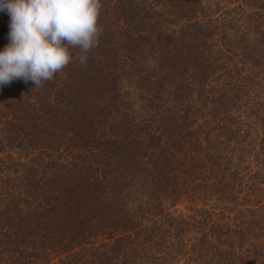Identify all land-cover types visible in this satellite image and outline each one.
Here are the masks:
<instances>
[{
  "label": "trees",
  "instance_id": "obj_1",
  "mask_svg": "<svg viewBox=\"0 0 264 264\" xmlns=\"http://www.w3.org/2000/svg\"><path fill=\"white\" fill-rule=\"evenodd\" d=\"M101 4L86 65L0 86V264H264V0Z\"/></svg>",
  "mask_w": 264,
  "mask_h": 264
},
{
  "label": "clouds",
  "instance_id": "obj_2",
  "mask_svg": "<svg viewBox=\"0 0 264 264\" xmlns=\"http://www.w3.org/2000/svg\"><path fill=\"white\" fill-rule=\"evenodd\" d=\"M101 7V0H0V11L9 16L0 86L22 80L42 87L72 62V49H79V63L86 65L102 33Z\"/></svg>",
  "mask_w": 264,
  "mask_h": 264
}]
</instances>
